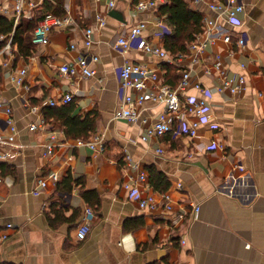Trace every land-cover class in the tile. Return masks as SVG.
Listing matches in <instances>:
<instances>
[{
	"label": "crops",
	"instance_id": "obj_1",
	"mask_svg": "<svg viewBox=\"0 0 264 264\" xmlns=\"http://www.w3.org/2000/svg\"><path fill=\"white\" fill-rule=\"evenodd\" d=\"M45 1L32 0L34 6L27 7L14 26L21 18H38ZM47 1L51 12L69 17L71 24L53 30L49 42L35 45L28 58L17 57L11 46L0 51V102L12 108L18 147L9 162L0 164V234L7 235L0 244V264H264V0H237L243 8L239 27L210 13L205 3L190 1L189 8L203 18L216 17L219 32L196 37L203 44L201 51L190 50V44L183 54H171L165 47L162 26L168 33L170 29L156 12L138 11L140 0H114L113 8L111 0H57L60 6ZM13 14L12 0H0V15L13 20ZM141 22L146 23L143 38L164 48L168 61L135 49L117 50L118 40ZM88 28L91 44L86 47ZM227 33L231 43L223 41ZM243 34L246 42L240 48L236 42ZM81 56L89 58L93 76L60 73L62 65H73ZM93 57L97 60L90 61ZM216 58L228 76L245 77L242 92H216L218 73H206ZM127 63L154 70L159 83L170 87L188 71L210 90L209 122L199 123L196 138L164 135L143 142L144 131L162 112L151 100L141 110L146 123L113 119L119 102L115 70ZM21 70L23 86L13 81ZM66 94L73 97L72 116L96 115L95 131L85 141L65 135L60 119L44 115L51 108L45 103ZM33 106L40 112H32ZM39 118L45 120L43 129L30 130ZM6 120L0 111L3 135ZM188 121L196 122L194 117ZM213 124L218 127L212 129ZM95 137L101 139V151L87 145ZM51 139L53 154L42 158L41 146ZM125 156L136 168L126 165ZM152 167L170 182L166 192L171 213L163 210L148 182ZM50 172H56L59 181L34 195L37 179ZM141 173L147 182L138 180ZM67 177L80 184L69 187ZM127 183L138 187V197L129 195ZM82 191L94 192L98 206L91 207L94 218L88 236L78 241L76 229L89 207ZM148 195L158 202L155 210L139 207V197ZM181 205L199 210L181 223L175 220Z\"/></svg>",
	"mask_w": 264,
	"mask_h": 264
},
{
	"label": "built area",
	"instance_id": "obj_2",
	"mask_svg": "<svg viewBox=\"0 0 264 264\" xmlns=\"http://www.w3.org/2000/svg\"><path fill=\"white\" fill-rule=\"evenodd\" d=\"M196 2L205 3L209 12L215 14L216 17H221L230 26L239 27L242 22L238 18V15L242 13L243 8L237 3V0H195ZM162 0H145L138 1L136 9L138 11H153L156 12ZM114 0H111L109 7H114ZM32 0H12L13 22L16 23L22 16L24 10L27 7H33ZM2 14L7 15V10H2ZM214 16L204 17L202 20V32L197 36L205 35L211 37L215 32H219L217 19ZM99 26L104 25L102 18L97 19ZM71 24L69 17L59 16L53 13H46L38 21L37 26L31 34V42L35 45H46L49 42V38L53 30L62 27H67ZM162 26V23H158ZM146 27V23L141 22L134 25L126 36L120 38L116 44V48L120 53L127 51L128 49H135L142 51L146 54L156 56L161 60L168 61L170 59L168 52L159 46L152 45L142 36V32ZM163 33H168L167 28L163 25ZM92 29L88 28L85 31V46L88 47L91 44ZM223 41L225 43H231V35L224 34ZM245 35L243 34L238 38L236 45L242 47L245 45ZM74 46H71L73 48ZM203 44L199 41H194L190 45V50L201 51ZM10 49V40L3 50ZM96 61L97 58L93 57L90 61ZM241 67H244L241 65ZM217 72L220 85L216 87L217 93L228 92L232 95L239 94L245 88V77L243 75L228 76L221 68L218 58L214 61L211 68L206 70V73L210 75L212 72ZM61 74L76 77L80 74L82 77L89 78L94 75V71L89 68V58L87 56H81L77 59L73 65H62L59 68ZM118 79L119 90V102L116 109L113 112L114 120H122L128 123H135L142 121L146 123V120L141 119V110L147 100L158 104L162 107V112L158 114L156 120L151 127L144 131L141 140L143 142L148 141L152 137H160L164 135H171L173 138L188 137L193 140L197 136L196 127L199 123L209 122V99L212 95L210 90L202 86L199 82L193 80L188 71H183L180 75V80L176 86L170 87L159 83V77L154 70L142 66L139 64L127 63L116 70ZM25 70H21L18 75L13 79L17 85H24ZM195 90L197 94H193ZM128 91V92H127ZM73 97L70 94H66L58 99H51L45 105L49 107H56L65 105L72 102ZM0 111H2L7 120L6 123V135L0 131V164L6 163L11 160L18 147L15 145L17 131L12 120V108L9 104L0 102ZM31 111L34 113L40 112V107L33 106ZM189 117H194L196 122L190 124ZM45 126V120L39 118L34 123L29 125V129L32 131H41ZM218 126L212 125V129H216ZM53 139V138H52ZM45 142L41 146L42 158H50L53 154L54 144L53 140ZM87 145L94 151H101V139L95 137ZM210 148H215L212 145ZM158 154H162L161 149H157ZM125 163L130 168H136V165L132 162L129 156H125ZM241 171V169H240ZM138 180L142 183L147 182V175L141 173L138 176ZM59 181V175L56 172H50L45 176L37 179L33 194L38 195L45 191L49 184H56ZM2 179L0 177V183ZM129 195L132 197H138V187L132 183L124 185ZM176 188L182 189L180 183L176 184ZM160 200L163 202V210L165 212H173V206L170 203V196L168 192L159 194ZM160 201V202H161ZM139 207L142 210L149 209L155 210L156 199L154 195H148L145 197H139ZM199 210L198 206H184L181 205L180 210L175 211V220L183 223L189 216L195 215ZM94 218L93 211L87 207L84 209L82 223L77 226L76 238L78 241L84 240L90 232V222ZM11 226L8 225V228ZM6 234H0V244L6 240ZM184 244V241H181Z\"/></svg>",
	"mask_w": 264,
	"mask_h": 264
},
{
	"label": "trees",
	"instance_id": "obj_3",
	"mask_svg": "<svg viewBox=\"0 0 264 264\" xmlns=\"http://www.w3.org/2000/svg\"><path fill=\"white\" fill-rule=\"evenodd\" d=\"M55 1L60 6V2ZM190 1L193 0H164V3L160 4L156 11L157 16L170 29V32L163 35L162 38L165 47L171 54L185 53L188 46L202 32L203 14L191 10L189 8ZM42 7L45 11L38 18L27 21L21 18L16 26H14L13 20L0 15V51L10 40V46L15 49L17 57L28 58L32 55L34 45L31 42V34L44 14L53 13L51 12L53 10L52 6L47 0ZM70 104L51 107L44 110V115L45 117L49 115L60 119L65 135L85 141L95 131L96 115L93 116V114L88 113L83 119L77 115L72 116ZM167 136L173 138L171 135ZM148 175V182L155 192L161 194L169 189L170 182L163 173L152 167L148 169ZM65 180H67L69 187L73 182L76 185L80 184L79 180L72 181L70 177L65 178ZM81 195L90 208L98 206V198L94 192L82 191Z\"/></svg>",
	"mask_w": 264,
	"mask_h": 264
},
{
	"label": "water",
	"instance_id": "obj_4",
	"mask_svg": "<svg viewBox=\"0 0 264 264\" xmlns=\"http://www.w3.org/2000/svg\"><path fill=\"white\" fill-rule=\"evenodd\" d=\"M117 14L115 12H112V16H116Z\"/></svg>",
	"mask_w": 264,
	"mask_h": 264
}]
</instances>
